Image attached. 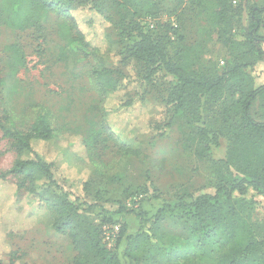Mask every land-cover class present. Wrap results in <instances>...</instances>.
Wrapping results in <instances>:
<instances>
[{
    "label": "rangeland",
    "instance_id": "374dc122",
    "mask_svg": "<svg viewBox=\"0 0 264 264\" xmlns=\"http://www.w3.org/2000/svg\"><path fill=\"white\" fill-rule=\"evenodd\" d=\"M89 1L74 0L71 10L78 30L92 47L98 49L97 54L87 59L70 54L63 58L61 41L57 39L47 45L38 41L36 35L13 33L9 30V21L3 18L0 78H7L12 68L15 75L7 78L2 91L0 119L10 116L25 131L38 114L48 113L60 135L55 140L35 142L34 149L53 162L57 183L65 191L82 196L83 182L88 179L92 168L84 142L99 134L95 125L96 108L103 105L105 120L113 134H118L120 141L127 140L132 144L140 141L142 144L136 157L125 161L122 166L106 159L105 162L116 164L111 172L113 198L105 204L107 206H102L108 210L104 213L111 214L112 219L101 222L107 217L101 213L99 199L95 203L84 198L96 206L84 211L91 221L87 222L88 225L97 231L101 229L103 234L105 229L112 233L115 226L126 224L128 235H133L143 225L142 236L161 235V241L166 245L174 239L178 242L190 235L191 214L182 209L175 210L155 224L151 222L152 216L166 204L174 205L191 196L212 193L220 181L230 177L225 164L230 151L227 129L223 124L226 103L204 98L198 122L179 113L159 137L155 125L168 118L166 108L159 102L166 98L170 86L175 83L173 77L165 75L161 83L150 90L147 100L135 98L132 105L122 107L125 100L140 90L130 67L127 78L105 98L92 83L87 68L89 65L101 68L119 59L116 43L109 46L106 33L117 42L118 49L126 41L119 28H109L102 17L89 8ZM216 1L204 0L200 8L189 3L177 5L175 0L162 2L160 14L154 18L157 27L153 36L164 38L171 57L180 51L184 62L194 71L218 74L234 61H249L252 64L246 70L249 79L255 86L264 84V57L255 62L240 47L226 49L219 40L220 35L229 31L230 34L248 31L250 7L257 4L261 8L264 0H228L232 8L227 4L220 20ZM147 22H151L149 27L152 28L153 21ZM256 34L264 39V13ZM238 38L241 37L238 35ZM13 45L17 51L12 49ZM16 57L20 60L16 61ZM129 94L132 95L128 97ZM2 136L0 131V175L12 167L17 156L13 141ZM18 182L19 179L11 175L0 181V261H7L10 254L15 253L22 257L24 262L21 264H74L78 253L68 233L58 234L49 225L48 215H53L51 208L26 195L25 190L19 198L14 197ZM139 192L146 197L137 207L132 196ZM254 199L255 210L249 213V222L255 238L262 240L264 199L259 196ZM120 209L135 212L118 215ZM123 246L124 243L119 244L116 251H109V254L121 258L119 264H128L120 256ZM161 250L159 259L163 257Z\"/></svg>",
    "mask_w": 264,
    "mask_h": 264
},
{
    "label": "trees",
    "instance_id": "16d2710c",
    "mask_svg": "<svg viewBox=\"0 0 264 264\" xmlns=\"http://www.w3.org/2000/svg\"><path fill=\"white\" fill-rule=\"evenodd\" d=\"M164 1L167 0H90L89 8L100 15L109 28H119L126 43L118 49L117 42L106 33L107 44L116 43L119 59L108 66L89 65L87 69L92 83L106 98L117 90L121 80L127 78L128 69L133 68V80L140 85V90L132 97L129 94L122 107L132 105L135 98L147 100L150 90L155 89L165 75L173 77L175 83L170 86L166 98L159 102L168 115L162 124L155 125V133L159 137L164 135L179 113L192 122H198L204 98L226 103L223 124L227 129L230 151L225 164L230 177L220 181L212 193L191 196L174 205L166 204L152 216L151 222L155 224L175 210L188 211L192 219L190 235L178 242L176 239L169 241L166 245L160 234L142 236L143 225L133 235H128L127 225L123 224L119 225L114 246L108 248L102 240L101 229L97 231L88 225L87 222L91 221L84 211L95 208L97 199L101 213L107 217L101 222H110L112 216L104 213L108 210L102 206L113 198L110 184L114 180L111 175L116 167L114 162L122 166L125 161L136 157L142 144L140 141H133V144L127 140L120 141L119 135L113 134L105 120L103 105L96 108L95 125L99 134L84 142L92 168L88 179L83 182L82 196H73L65 191L57 183L53 162L47 161L34 149L35 142L55 140L60 135L48 113L38 114L25 131L10 116L0 119L2 137L13 141L17 155L12 167L0 175V181L9 175L17 177L19 182L15 185L14 197L19 198L25 190L26 195L51 208L54 216L49 213V225L58 234L68 233L78 253L74 264H119L118 259L121 258L110 255L109 251H116L122 243L120 256L128 264H264V238H255L249 222V213L255 210L254 198L264 199V84L255 86L249 79L246 72L252 66L249 61H234L218 74H205L189 68L180 51L171 57L164 38H156L152 34L157 27L154 18L159 16ZM175 1L177 5L189 3L199 8L204 5V0ZM216 3L220 20L230 2L218 0ZM73 5L74 0H0V33L3 18H6L11 32L36 35L38 41L47 45L58 39L63 43L60 46L63 58L70 54L87 59L97 54L98 49L92 47L78 30L71 16ZM263 13L264 6L260 8L253 4L248 31L234 34L229 31L220 35L223 46L226 49L238 46L255 62L263 59L264 39L256 34ZM23 18L27 20L23 21ZM149 20L153 21L152 28L149 27L151 22H147ZM12 47L17 51L16 45ZM19 60L16 57V61ZM14 75L12 68L7 78ZM7 78H0V102ZM107 158L114 162H105ZM132 197H135L133 204L138 207L146 196L139 192ZM84 198L95 203L89 204ZM133 211L120 209L117 214ZM160 249L163 261L158 257ZM22 262L21 256L11 253L8 260L0 261V264Z\"/></svg>",
    "mask_w": 264,
    "mask_h": 264
},
{
    "label": "built area",
    "instance_id": "2783aa9c",
    "mask_svg": "<svg viewBox=\"0 0 264 264\" xmlns=\"http://www.w3.org/2000/svg\"><path fill=\"white\" fill-rule=\"evenodd\" d=\"M119 232V227H114V232H108V229H105L102 234V240L106 244L108 248H112L114 246L117 234Z\"/></svg>",
    "mask_w": 264,
    "mask_h": 264
}]
</instances>
